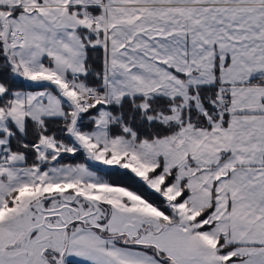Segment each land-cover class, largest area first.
<instances>
[{"label": "snow or ice", "instance_id": "obj_1", "mask_svg": "<svg viewBox=\"0 0 264 264\" xmlns=\"http://www.w3.org/2000/svg\"><path fill=\"white\" fill-rule=\"evenodd\" d=\"M0 264H264V0H0Z\"/></svg>", "mask_w": 264, "mask_h": 264}]
</instances>
